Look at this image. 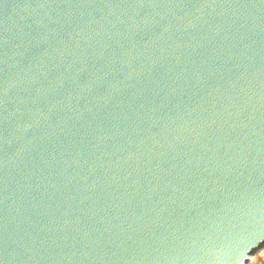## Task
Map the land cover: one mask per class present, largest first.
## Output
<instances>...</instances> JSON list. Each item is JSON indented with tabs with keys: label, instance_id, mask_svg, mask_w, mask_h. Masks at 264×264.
<instances>
[{
	"label": "water",
	"instance_id": "95a60500",
	"mask_svg": "<svg viewBox=\"0 0 264 264\" xmlns=\"http://www.w3.org/2000/svg\"><path fill=\"white\" fill-rule=\"evenodd\" d=\"M263 248L264 0H0V264Z\"/></svg>",
	"mask_w": 264,
	"mask_h": 264
},
{
	"label": "rangeland",
	"instance_id": "374dc122",
	"mask_svg": "<svg viewBox=\"0 0 264 264\" xmlns=\"http://www.w3.org/2000/svg\"><path fill=\"white\" fill-rule=\"evenodd\" d=\"M263 257H264V253H263V251L258 252V253L255 255L253 261H252L250 264H255L259 259L261 260ZM260 260H259V261H260Z\"/></svg>",
	"mask_w": 264,
	"mask_h": 264
},
{
	"label": "trees",
	"instance_id": "16d2710c",
	"mask_svg": "<svg viewBox=\"0 0 264 264\" xmlns=\"http://www.w3.org/2000/svg\"><path fill=\"white\" fill-rule=\"evenodd\" d=\"M261 251L264 253V248ZM259 260L255 264H264V257L260 261Z\"/></svg>",
	"mask_w": 264,
	"mask_h": 264
}]
</instances>
